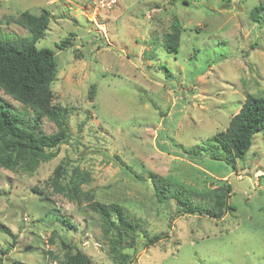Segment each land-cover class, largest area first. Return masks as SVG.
<instances>
[{
	"label": "rangeland",
	"instance_id": "rangeland-1",
	"mask_svg": "<svg viewBox=\"0 0 264 264\" xmlns=\"http://www.w3.org/2000/svg\"><path fill=\"white\" fill-rule=\"evenodd\" d=\"M260 4L118 0L97 9L91 0H0V35L12 40L29 35L16 23L23 12H50L36 47L56 53L53 103L71 110L72 136L34 171L0 166V264H62V240L94 264H116L87 202L78 205L50 187L60 164L80 169L95 201L123 206L142 232L162 237L126 250L127 264H264V134L236 168L184 152L225 132L249 94L264 96V11L259 22L251 18ZM175 22L177 52L166 44ZM67 39L71 44L58 49ZM0 98L27 120L34 117L1 89ZM40 129L57 132L48 119ZM152 174L194 205L202 206L199 195L230 188L229 209L221 219L179 216L175 201L155 197ZM63 218L72 226L59 223Z\"/></svg>",
	"mask_w": 264,
	"mask_h": 264
},
{
	"label": "trees",
	"instance_id": "trees-1",
	"mask_svg": "<svg viewBox=\"0 0 264 264\" xmlns=\"http://www.w3.org/2000/svg\"><path fill=\"white\" fill-rule=\"evenodd\" d=\"M183 2L189 4L188 1ZM262 11L263 4L253 9V21L259 22L262 19ZM50 20L51 15L47 10L39 15L23 12L16 19V23L27 29L29 35L15 40L0 35V89L34 114L33 118L27 120L26 114L17 113L0 98V166L8 170L25 167L34 171L41 163L55 159L60 147L68 144L72 137L69 125L71 110L53 103L52 86L58 73L56 53L48 48L36 47L45 37ZM171 29V33L166 36V44L172 51L177 52L181 37L178 22ZM70 44L71 40L67 39L57 45V48L63 50ZM44 119L55 124L56 133L47 134L40 129V121ZM259 134H264V96L249 94L240 111L230 120L225 132L210 137L201 147L184 152L226 161L236 168L237 160H245ZM114 159L134 179L143 181L118 156ZM81 174L78 167L66 168L60 164L49 180L50 187L78 205L83 201L87 202L89 209L101 221L104 237L116 264L129 263L130 256L125 251L135 249L144 241L143 238H147L144 244L148 247L162 240L161 236L149 237L142 232L140 223L130 220L123 206L95 201V195L83 189ZM150 180L157 200L163 204L175 201L179 216L200 215L221 219L229 209L230 188L219 187L199 195L204 199L200 206L194 205L182 191L174 190L164 178L152 174ZM191 193L190 191L189 195ZM58 220L59 223L72 226L70 220ZM61 245L66 250L62 264H94L81 249L65 240H62Z\"/></svg>",
	"mask_w": 264,
	"mask_h": 264
},
{
	"label": "built area",
	"instance_id": "built-area-1",
	"mask_svg": "<svg viewBox=\"0 0 264 264\" xmlns=\"http://www.w3.org/2000/svg\"><path fill=\"white\" fill-rule=\"evenodd\" d=\"M91 2L97 9H108L114 7L118 0H91Z\"/></svg>",
	"mask_w": 264,
	"mask_h": 264
}]
</instances>
